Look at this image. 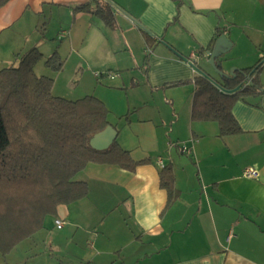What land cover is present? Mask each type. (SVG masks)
<instances>
[{"label": "crops", "instance_id": "1", "mask_svg": "<svg viewBox=\"0 0 264 264\" xmlns=\"http://www.w3.org/2000/svg\"><path fill=\"white\" fill-rule=\"evenodd\" d=\"M107 1L114 9V26L94 12L96 0H9L0 9V46L17 33L28 35L42 16L48 23L63 17L52 38L61 41L60 45L50 39L47 45L39 37L28 47L48 46V54L54 47L51 54L70 48L88 63V71L94 69V75L100 70L122 71L119 81L125 87L129 83L131 88L149 90H144L141 104L135 105L149 103L150 92L166 83L192 80L199 70L220 81L222 76L207 55L209 45L214 40L215 45L220 36L231 45L220 58L222 71L229 76L232 70L253 67L264 57V0ZM88 4L87 9H77ZM31 40L16 46L24 48ZM102 47L113 55L110 62L94 60ZM134 73L139 78L130 80ZM259 80L261 92L233 106L242 128L239 134L220 136L217 122L191 119L192 82L187 90L190 131L177 136L184 143H166L159 133L172 116H165L162 123L150 120L146 126L150 136L140 131L136 137H131L132 129L130 135L122 134L110 120L121 146L134 159L149 162L135 171L91 162L77 175L88 182V196L61 205L55 219H63L64 226L74 225L73 211L78 213L75 226L92 235L86 237L93 249L89 261L264 264V64ZM125 122V128H131L130 117ZM183 146L191 152L183 151ZM161 160L174 170L178 196L172 202L160 185ZM247 168L256 169L259 176L246 178Z\"/></svg>", "mask_w": 264, "mask_h": 264}, {"label": "trees", "instance_id": "2", "mask_svg": "<svg viewBox=\"0 0 264 264\" xmlns=\"http://www.w3.org/2000/svg\"><path fill=\"white\" fill-rule=\"evenodd\" d=\"M8 1L0 0V9ZM94 12L102 15L108 25L116 24L113 6L107 0H96ZM214 42L208 49H213ZM18 56L19 65L0 70V251L3 255L42 230L46 217L57 216L61 205L88 196V182L77 179V175L89 163L118 165L135 171L149 162L134 159L117 138L108 149H94L91 138L111 125V111L105 102L94 95L77 100L54 95V78L35 71L44 58L43 53L34 47ZM44 64L60 72L64 59L55 51ZM263 64L264 57L253 67L236 70L234 77L222 76L220 81L214 79L216 82L199 70L192 80L173 81L163 87L192 82L195 90L191 119L217 122L220 136L239 134L242 128L233 114V106L261 92L259 72ZM246 80H249L247 84ZM237 87L236 92H228ZM122 118L129 121L128 115ZM160 185L168 191L171 202L178 196L171 164L161 169Z\"/></svg>", "mask_w": 264, "mask_h": 264}, {"label": "rangeland", "instance_id": "3", "mask_svg": "<svg viewBox=\"0 0 264 264\" xmlns=\"http://www.w3.org/2000/svg\"><path fill=\"white\" fill-rule=\"evenodd\" d=\"M58 18L50 19L48 23V20L42 16L35 29L33 27L29 28L32 30V32L28 33L29 36L17 33L12 40L8 41L7 45L0 46V70L5 67L19 65L20 57L18 53H24L32 49L28 45L35 44V40H38L39 37L47 45L49 39L53 42L56 41L57 39L52 38L56 35L63 17ZM28 38L32 40L29 41L26 47L16 46V44L25 43ZM61 43V41L57 40L55 44L57 46ZM54 48L49 54L48 46L47 48L45 46L40 49L38 48L45 57L35 66V71L38 75H47L54 78V95L70 100L84 98L87 95H94L100 98L111 111L110 120L122 130V134L127 131L130 135L131 129L133 130L134 135L131 137H136L135 132L140 131L142 134L150 136V132L146 127L150 125V120H160L162 123L165 116H172L173 119L170 122L168 121L167 125L160 126L159 133H163L166 143H170V140L176 141L175 145L184 143L182 141L178 142L177 136L186 135L190 131V127L188 126V106L190 102L187 90L188 85L191 84L166 88L163 87L164 84L159 90L150 92L149 103L135 105L136 102H138L137 104H141L139 102L145 98L144 90L147 89L149 91L148 88L145 86H133L134 88H131L129 83L125 87L119 81L121 80L119 75L121 76L122 71L100 70L99 72L104 75L97 79L94 75V69L88 71V63L77 52L71 53L70 48L66 51L59 49L60 55L66 59V62L60 72H54L45 64H42L48 55H51ZM98 52V54L102 53L101 55H96L97 57L94 60L110 62L113 58V55L108 53L106 47H102ZM110 74L114 75V78ZM132 76L134 80L139 78L134 73L131 74L130 80ZM140 96H142L141 99ZM179 114L181 117L177 120ZM126 115L132 121L129 124L131 128H125L127 127L126 119L122 117ZM146 139L148 138L146 137ZM135 144H137V140H135ZM148 144L150 146L153 145L152 142H148ZM143 146L146 148L144 143ZM141 149L143 148L139 146L138 151H141ZM175 149L180 152L178 147ZM184 156L186 155L184 154ZM77 215L78 213L73 211L74 225H65L63 229H58L55 226V216H47L45 227L42 230L38 231L31 238L20 242L6 255H3L0 251V264H97L89 261L93 249L90 248L89 242H86V237L89 236L91 239L92 235L84 230L83 227L77 228L75 226ZM91 242L90 244H92Z\"/></svg>", "mask_w": 264, "mask_h": 264}, {"label": "water", "instance_id": "4", "mask_svg": "<svg viewBox=\"0 0 264 264\" xmlns=\"http://www.w3.org/2000/svg\"><path fill=\"white\" fill-rule=\"evenodd\" d=\"M137 24L141 25L140 22L135 21ZM142 26V25H141ZM227 42V43H226ZM229 42V43H228ZM230 41L226 39L225 36H220L213 49L207 52V55L210 57L208 62L213 66L220 76H229L225 74L220 67H222V61H220L221 56L224 55L230 49ZM203 74L208 76L212 81L216 82L210 75L202 71ZM231 77L235 76L234 70L231 71ZM249 79V78H248ZM239 87L229 90L228 92H236ZM118 136V131L112 126H107L104 130L96 133L90 140V145L97 150L108 149L111 144L115 141Z\"/></svg>", "mask_w": 264, "mask_h": 264}, {"label": "built area", "instance_id": "5", "mask_svg": "<svg viewBox=\"0 0 264 264\" xmlns=\"http://www.w3.org/2000/svg\"><path fill=\"white\" fill-rule=\"evenodd\" d=\"M95 75H96L97 77H101V76H103L104 74L98 71V72L95 73ZM110 75H111L112 78H114V75H112V74H110ZM248 81H249V80H246V81H245V84H247ZM182 149H183V151H185V152H188V153L191 152V149H189L187 146H183ZM160 162H161L162 166H164L163 161L161 160ZM244 176H245L246 178H252V179H253V178H256V177L259 176V172H258L256 169H253V168H247V169L244 171ZM64 224H65V222H64L63 219H61V218H57V219H55V225H56V227H57L58 229H61V228L64 226Z\"/></svg>", "mask_w": 264, "mask_h": 264}]
</instances>
